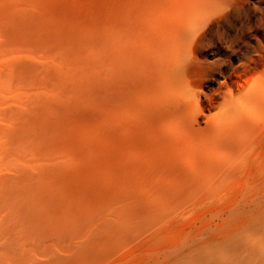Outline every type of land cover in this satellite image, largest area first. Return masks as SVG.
<instances>
[{
    "label": "bare ground",
    "instance_id": "1",
    "mask_svg": "<svg viewBox=\"0 0 264 264\" xmlns=\"http://www.w3.org/2000/svg\"><path fill=\"white\" fill-rule=\"evenodd\" d=\"M132 1L0 0V264H264V84L203 127Z\"/></svg>",
    "mask_w": 264,
    "mask_h": 264
},
{
    "label": "rangeland",
    "instance_id": "2",
    "mask_svg": "<svg viewBox=\"0 0 264 264\" xmlns=\"http://www.w3.org/2000/svg\"><path fill=\"white\" fill-rule=\"evenodd\" d=\"M61 2L67 7L71 0ZM125 2L122 0L124 6ZM164 3L158 13L177 19L176 28L187 43L181 48L182 58L189 70L191 91L199 98V117L204 127L206 116L213 118L220 108L229 109L228 91L234 85L264 84V0ZM132 4L135 8L147 4L153 10L160 6L155 0H133ZM1 31L0 28V47ZM11 61V57L0 59V72ZM210 108L214 110L210 112Z\"/></svg>",
    "mask_w": 264,
    "mask_h": 264
}]
</instances>
